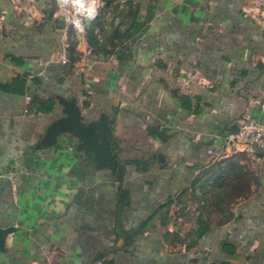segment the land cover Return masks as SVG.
Returning a JSON list of instances; mask_svg holds the SVG:
<instances>
[{
    "label": "crops",
    "instance_id": "crops-1",
    "mask_svg": "<svg viewBox=\"0 0 264 264\" xmlns=\"http://www.w3.org/2000/svg\"><path fill=\"white\" fill-rule=\"evenodd\" d=\"M97 1L94 50L55 0H0V264H264V160L222 159L246 188L224 223L197 194L207 150L264 118V0ZM57 95L109 116L120 179L68 136L36 149Z\"/></svg>",
    "mask_w": 264,
    "mask_h": 264
},
{
    "label": "water",
    "instance_id": "water-1",
    "mask_svg": "<svg viewBox=\"0 0 264 264\" xmlns=\"http://www.w3.org/2000/svg\"><path fill=\"white\" fill-rule=\"evenodd\" d=\"M90 27V22L86 28ZM56 100L61 106V115L46 127L36 149L54 147L59 138L68 136L75 144V150L82 154L96 170H107L115 175L119 158L113 153L109 139L111 120L106 113L95 118L87 117L76 97L57 95ZM14 231L13 227L0 228V249L3 248L7 234Z\"/></svg>",
    "mask_w": 264,
    "mask_h": 264
},
{
    "label": "built area",
    "instance_id": "built-area-1",
    "mask_svg": "<svg viewBox=\"0 0 264 264\" xmlns=\"http://www.w3.org/2000/svg\"><path fill=\"white\" fill-rule=\"evenodd\" d=\"M55 2L59 15L78 35H82L86 30V24L98 16L97 0H55ZM57 61L63 65L70 62V43L66 33L61 38ZM233 153L246 154L256 161L264 160V118L240 121L236 129L223 134L217 148L207 150V155L216 161Z\"/></svg>",
    "mask_w": 264,
    "mask_h": 264
},
{
    "label": "rangeland",
    "instance_id": "rangeland-1",
    "mask_svg": "<svg viewBox=\"0 0 264 264\" xmlns=\"http://www.w3.org/2000/svg\"><path fill=\"white\" fill-rule=\"evenodd\" d=\"M99 1L104 2L103 0ZM214 165L213 169L200 173L198 177L197 194L199 196V207L205 209L204 212L207 215L215 216L211 218L212 222L224 223L225 205L235 201L239 195L238 192L240 191L239 193H241L246 188L242 183L235 184L233 182L238 179V176H241L235 166L234 169L233 167H225L227 165H225V160L217 161ZM225 169H232V172ZM237 187H239V190H237Z\"/></svg>",
    "mask_w": 264,
    "mask_h": 264
},
{
    "label": "trees",
    "instance_id": "trees-1",
    "mask_svg": "<svg viewBox=\"0 0 264 264\" xmlns=\"http://www.w3.org/2000/svg\"><path fill=\"white\" fill-rule=\"evenodd\" d=\"M103 1L105 2V4H107V3L109 4L110 3V0H103ZM84 37H85V41L88 43L89 47H91L94 50H95V47H96V49H99V46L97 47V44L98 43H97V41L95 39V36H94V34L92 32V29H87L86 32H85V36ZM120 162L121 161H119V163ZM142 163L145 164V165H147L146 162L144 163L142 161ZM121 164H122V162H121ZM121 164L120 165L118 164V167H117V172L116 173L119 175L117 177V179H120L122 177V175L124 174V172L122 171ZM205 231H207V226L202 225L201 228H199L198 236L200 237V235L202 234V232H205ZM230 246H231V244H228L225 241L222 242V244H221V247H222L223 251H225L226 253H232V251L230 249L231 248ZM219 264H230V263L227 262V261H222Z\"/></svg>",
    "mask_w": 264,
    "mask_h": 264
},
{
    "label": "flooded vegetation",
    "instance_id": "flooded-vegetation-1",
    "mask_svg": "<svg viewBox=\"0 0 264 264\" xmlns=\"http://www.w3.org/2000/svg\"><path fill=\"white\" fill-rule=\"evenodd\" d=\"M83 158H84V164L85 165H87V166H93L92 164L88 163V160L85 157H83Z\"/></svg>",
    "mask_w": 264,
    "mask_h": 264
}]
</instances>
